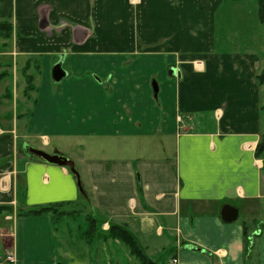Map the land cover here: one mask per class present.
<instances>
[{"label":"crops","instance_id":"crops-1","mask_svg":"<svg viewBox=\"0 0 264 264\" xmlns=\"http://www.w3.org/2000/svg\"><path fill=\"white\" fill-rule=\"evenodd\" d=\"M221 3L0 0V20L12 25L9 50L0 53L11 67L0 73L8 103L0 104V207H7L0 258L13 251L15 264H138L117 239L70 233L64 244L50 214H17L81 199L103 230L126 227L156 264H264V220L259 228L256 217H220L227 202L246 215L264 206V157L255 156L264 133L257 80L264 55L229 48L217 26ZM60 58L66 75L54 83L50 70ZM50 135L84 152L67 156L86 197L67 167L24 152L25 145L47 152ZM56 152L64 154L48 153ZM243 226L255 233L247 256Z\"/></svg>","mask_w":264,"mask_h":264},{"label":"rangeland","instance_id":"rangeland-1","mask_svg":"<svg viewBox=\"0 0 264 264\" xmlns=\"http://www.w3.org/2000/svg\"><path fill=\"white\" fill-rule=\"evenodd\" d=\"M217 11H218L217 26L221 29L222 35H223L224 29H226L227 34H228L229 48L232 47L236 50H241V51H253L258 54L264 55V24L261 23L258 19L256 0H222V3L218 7ZM4 42H5L4 39H0V53L7 52L9 50L8 44L2 45V43ZM0 57H2L0 59V63L2 64V67H0V73H7L6 71L7 70L10 71L11 69V67H9L8 65L9 60L7 61V56L3 55ZM1 79L4 81L3 83H5L4 77H0V80ZM16 81H17L16 91L20 94L21 87H22L20 76L17 75ZM1 85H0V95L2 91ZM32 85L33 84H31V86ZM25 90H27L26 92H30L28 90L27 85H26ZM262 90L264 93V85L262 87ZM33 94L34 93L30 92V95H33ZM0 104L7 106L8 103L5 102L4 97H0ZM26 106H29V99H28V105ZM22 110H25V111L29 110L30 112L32 111V109H20L19 111L21 112ZM68 110H71V109H68ZM84 115L88 118L91 117V114H84ZM77 117L78 119H80V117H83V116L81 114H78ZM156 138H159V137H156ZM37 139L39 138L28 137V139L26 140L36 143L38 141ZM88 139L90 141V138ZM93 140L100 143L102 139L97 138ZM86 142H88V140H86ZM99 146L100 145H98L97 147ZM54 147L61 149L65 155L70 156L71 153L72 154L75 153L76 155L83 153L84 155V152L78 150L80 148L79 145L70 143L69 138H66L61 135H50L49 145L44 146V148L48 150L47 152L53 150ZM104 148H105V151H104L105 153L110 152V154H107V155L118 153V152H115L109 149L108 147H104ZM84 207H85L84 200L79 199L74 203L65 204L64 209L70 212V214H67L63 217H56L54 215L53 216L51 215L52 219L54 220L53 221L54 225L58 230L57 234L61 236L60 238L62 239L64 244H65L64 237L68 236V234L70 233H71L72 238L73 237L78 238L77 236L81 234L84 240H86L84 237L85 234L83 235L82 232L84 233V231L87 230L88 223L86 221V216H87L86 214L88 212L87 210L84 209ZM259 209L260 211H257L256 213L251 214V215L250 214L246 215L243 210H240L238 213L239 215L238 219L239 220H242V219L251 220L254 217H256L258 221H255V224H257L260 222V220H264V206L262 208L259 207ZM258 225L262 226V222L259 223ZM100 227L102 228V223L100 224ZM78 241H81V240L79 239ZM64 250H67V251L71 250V243H67L66 246L64 245ZM62 259L67 264L70 262L68 261V259H65V258H62Z\"/></svg>","mask_w":264,"mask_h":264},{"label":"trees","instance_id":"trees-1","mask_svg":"<svg viewBox=\"0 0 264 264\" xmlns=\"http://www.w3.org/2000/svg\"><path fill=\"white\" fill-rule=\"evenodd\" d=\"M256 1H257L258 19L261 23L264 24V0H256ZM11 36H12V25L10 21H8L7 19L0 20V39L5 40V42L2 43V45H5L6 42L11 38ZM0 77H2V74H0ZM257 78L260 84L264 82V67L257 75ZM27 80L29 82L27 87L31 89L32 86L30 84L31 82L30 76L27 77ZM262 108L264 110V104ZM255 156L259 158L264 157V133L260 135L259 141L257 142V145L255 147ZM65 204H70V202H58L47 205H38L28 208L27 210L17 211V214L39 215L46 213L52 216L54 215L56 217H63L67 214H70V212L64 209ZM1 208L7 209V207H0V209ZM86 215H87L86 221L88 223L87 230H85L84 233L82 232V234L83 235L85 234L84 237L87 242L91 240L104 241L109 239H117L126 246L130 255L136 260L138 264H156L155 261L151 260L145 254L144 250L141 248L135 236L126 227L115 223H109L108 228L106 230H103L100 227V224L104 222L102 219L99 220L90 213H87ZM262 226L260 225L259 228H261ZM253 236L255 235L250 236L246 226H243V242H244L245 256L248 255V253L252 248L251 246H252Z\"/></svg>","mask_w":264,"mask_h":264},{"label":"water","instance_id":"water-1","mask_svg":"<svg viewBox=\"0 0 264 264\" xmlns=\"http://www.w3.org/2000/svg\"><path fill=\"white\" fill-rule=\"evenodd\" d=\"M170 75H178L175 68H171L168 72ZM66 75V71L62 67V59L60 58L51 68V79L54 83L60 82ZM154 96L157 95L158 86L155 81L151 84ZM24 151L26 155L31 159H36L41 162L53 164L57 166L67 167L72 175L79 193L86 197V192L83 188V184L79 175V172L75 166V163L69 157L60 153H47L41 149L35 148L31 145H25ZM220 217L225 222H232L238 217V208L231 203H224L220 209ZM56 264H62L57 262Z\"/></svg>","mask_w":264,"mask_h":264},{"label":"built area","instance_id":"built-area-1","mask_svg":"<svg viewBox=\"0 0 264 264\" xmlns=\"http://www.w3.org/2000/svg\"><path fill=\"white\" fill-rule=\"evenodd\" d=\"M137 0H134V2ZM16 263V255L13 251H7L1 258L0 264H15ZM177 259L173 258L171 260V264H176Z\"/></svg>","mask_w":264,"mask_h":264},{"label":"bare ground","instance_id":"bare-ground-1","mask_svg":"<svg viewBox=\"0 0 264 264\" xmlns=\"http://www.w3.org/2000/svg\"><path fill=\"white\" fill-rule=\"evenodd\" d=\"M24 68V67H23Z\"/></svg>","mask_w":264,"mask_h":264},{"label":"flooded vegetation","instance_id":"flooded-vegetation-1","mask_svg":"<svg viewBox=\"0 0 264 264\" xmlns=\"http://www.w3.org/2000/svg\"><path fill=\"white\" fill-rule=\"evenodd\" d=\"M25 152V151H24Z\"/></svg>","mask_w":264,"mask_h":264}]
</instances>
